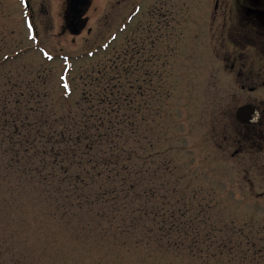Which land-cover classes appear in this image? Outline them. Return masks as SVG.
I'll list each match as a JSON object with an SVG mask.
<instances>
[{
	"label": "rangeland",
	"instance_id": "obj_1",
	"mask_svg": "<svg viewBox=\"0 0 264 264\" xmlns=\"http://www.w3.org/2000/svg\"><path fill=\"white\" fill-rule=\"evenodd\" d=\"M231 2L213 16L196 13L206 0H89L73 31L66 0H0V126L59 127L83 97L112 101L100 76L117 74L111 105L136 173L131 198L76 204L65 183L0 160V264H264V142L248 149L234 123L264 91L239 89L216 37Z\"/></svg>",
	"mask_w": 264,
	"mask_h": 264
},
{
	"label": "trees",
	"instance_id": "obj_2",
	"mask_svg": "<svg viewBox=\"0 0 264 264\" xmlns=\"http://www.w3.org/2000/svg\"><path fill=\"white\" fill-rule=\"evenodd\" d=\"M100 77L104 80L103 88L115 98L107 100L105 94L99 93L96 95L104 97H83L85 105L76 112L61 115L60 119L65 117L67 122L59 127L42 131L39 126L26 124L30 126L29 132H24V122L17 124L14 122L17 118L11 119L7 126L3 123L1 126L8 136L4 142L0 141V148L5 145L10 153H4L6 156L0 160L9 166L19 163L23 174L37 176L46 185L65 183L63 190L77 196L76 204L112 203L121 194L122 198H131L136 185V173L132 169L134 146L125 149L119 145L125 128L115 121L117 109L111 105L119 100L116 78L119 75ZM92 100L99 105H90ZM104 102L109 104L108 108L100 107ZM126 131L133 133V127L128 125ZM88 187H94V191L85 194L82 190Z\"/></svg>",
	"mask_w": 264,
	"mask_h": 264
},
{
	"label": "flooded vegetation",
	"instance_id": "obj_3",
	"mask_svg": "<svg viewBox=\"0 0 264 264\" xmlns=\"http://www.w3.org/2000/svg\"><path fill=\"white\" fill-rule=\"evenodd\" d=\"M206 4L208 6L205 7L198 5L195 8L196 13L213 16L217 14L219 0H206ZM173 9V6L163 9L162 23L165 28L172 27L169 21L174 19L177 12L174 13ZM176 9L183 11L182 7L177 6ZM226 9L229 13L225 18L227 22L222 24V32L217 31L216 37L218 41L221 39L222 43H226L229 47V55L232 57L231 70L234 78L239 79V89L246 90L248 94L255 93L259 89L264 91V0H232L231 7ZM159 12H161L159 8L155 7L150 10L151 15ZM243 104H251L258 109L259 117L255 122H240L235 118L236 108ZM236 108L234 123L242 128L235 133L243 135L244 144L248 149L260 150L261 143L264 142V108L260 107L259 103L253 102L250 97L236 105ZM239 141L234 144L236 145L234 153L241 148Z\"/></svg>",
	"mask_w": 264,
	"mask_h": 264
},
{
	"label": "water",
	"instance_id": "obj_4",
	"mask_svg": "<svg viewBox=\"0 0 264 264\" xmlns=\"http://www.w3.org/2000/svg\"><path fill=\"white\" fill-rule=\"evenodd\" d=\"M88 3L89 0H66L67 17L69 23L74 26L73 31L78 29L79 17ZM258 117V109L251 104L240 105L235 110V118L240 122H255Z\"/></svg>",
	"mask_w": 264,
	"mask_h": 264
}]
</instances>
